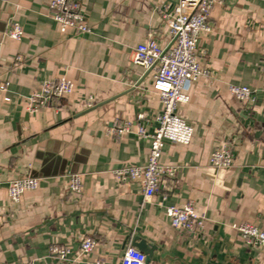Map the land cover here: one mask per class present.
Here are the masks:
<instances>
[{
  "label": "crops",
  "instance_id": "1",
  "mask_svg": "<svg viewBox=\"0 0 264 264\" xmlns=\"http://www.w3.org/2000/svg\"><path fill=\"white\" fill-rule=\"evenodd\" d=\"M50 1L0 0V264H120L137 238L150 246L147 264H264V246L247 245L236 229L264 230V0L212 9V31L197 49L210 75L185 83L189 101L177 109L193 137L164 142L161 162L176 172L151 199L114 172L148 163L151 140L135 122L143 116L152 133L163 104L155 69L135 64L134 54L149 39L171 47L162 9L176 0H78L87 34L63 32ZM12 23L23 28L20 40L6 36ZM47 79H66L73 92L29 113V96ZM231 85L249 87L254 102L239 101ZM125 121L133 128L118 137ZM225 144L233 165L216 169L211 155ZM70 173L82 177L80 195L68 189ZM27 176L38 187L11 203L10 182ZM188 203L204 219L197 235L173 228L166 214ZM82 236L96 241L88 254ZM53 246L69 249L66 260Z\"/></svg>",
  "mask_w": 264,
  "mask_h": 264
},
{
  "label": "built area",
  "instance_id": "2",
  "mask_svg": "<svg viewBox=\"0 0 264 264\" xmlns=\"http://www.w3.org/2000/svg\"><path fill=\"white\" fill-rule=\"evenodd\" d=\"M225 0H176L172 6L162 9V15L170 26L172 45L168 50L162 48L156 40L149 39L140 44L134 54V63L146 69H155L154 90L159 94L163 104L158 116V126L152 133L142 124L143 116L135 122L137 133L142 138L151 140L150 156L144 166H129L115 170L119 180L140 182L146 199H151L159 190L164 177H173L176 168L161 162L164 142L189 144L192 140L194 128L177 114L178 106L187 103L189 96L184 93V85L188 80L198 81L208 77L210 72L202 68L198 60V41L202 32H211L210 14L214 6L221 5ZM50 10L53 19L58 22L63 32L68 28L78 34L91 32V27L82 12L78 0H51ZM8 38L20 40L23 28L12 23L6 32ZM19 59V58H18ZM4 89L3 86H1ZM72 82L66 79L44 80L39 89L33 92L27 102L29 113H37L43 108L51 106L73 92ZM230 93L241 102H254L253 91L247 86L231 85ZM131 121H125L113 133L118 137L128 133L133 128ZM211 165L216 169H230L233 165V153L230 145L225 144L211 155ZM68 189L71 193L80 195L83 191L82 177L78 173H70ZM39 179L31 176L12 180L9 185V199L18 204L22 196L38 187ZM166 214L170 218L173 228L197 235L204 230V219L195 211L192 203L182 207L167 206ZM240 236L249 246H264V230L249 223L236 226ZM80 249L83 253H90L96 241L82 236ZM69 249L53 246L51 254L66 260ZM147 264V256L136 247L125 249L120 264ZM88 264H103L101 261Z\"/></svg>",
  "mask_w": 264,
  "mask_h": 264
},
{
  "label": "water",
  "instance_id": "3",
  "mask_svg": "<svg viewBox=\"0 0 264 264\" xmlns=\"http://www.w3.org/2000/svg\"><path fill=\"white\" fill-rule=\"evenodd\" d=\"M134 247H136L137 249H139L140 251H142L143 253H147L149 252V248L150 246H148L147 242L145 240L139 239L137 238L133 244ZM151 253V251H150ZM149 258L147 257V262H148Z\"/></svg>",
  "mask_w": 264,
  "mask_h": 264
},
{
  "label": "clouds",
  "instance_id": "4",
  "mask_svg": "<svg viewBox=\"0 0 264 264\" xmlns=\"http://www.w3.org/2000/svg\"><path fill=\"white\" fill-rule=\"evenodd\" d=\"M141 264H142V262H141Z\"/></svg>",
  "mask_w": 264,
  "mask_h": 264
}]
</instances>
